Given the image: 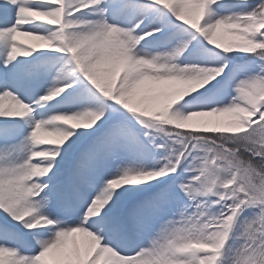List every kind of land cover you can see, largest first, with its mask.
Returning <instances> with one entry per match:
<instances>
[{"label": "snow or ice", "instance_id": "1", "mask_svg": "<svg viewBox=\"0 0 264 264\" xmlns=\"http://www.w3.org/2000/svg\"><path fill=\"white\" fill-rule=\"evenodd\" d=\"M0 264H264V0H0Z\"/></svg>", "mask_w": 264, "mask_h": 264}, {"label": "bare ground", "instance_id": "2", "mask_svg": "<svg viewBox=\"0 0 264 264\" xmlns=\"http://www.w3.org/2000/svg\"><path fill=\"white\" fill-rule=\"evenodd\" d=\"M225 39H228V38L226 37ZM17 40L20 43H22L23 45H32V46H35V47H38V48H41V49L46 47L44 42L38 41V40H34L31 37L18 36ZM210 119L219 120V121H222V122L226 123V122H228L231 119V117L228 114H224V115H220V116H217V117H211ZM48 139L49 140H53L54 138L53 137H49Z\"/></svg>", "mask_w": 264, "mask_h": 264}, {"label": "rangeland", "instance_id": "3", "mask_svg": "<svg viewBox=\"0 0 264 264\" xmlns=\"http://www.w3.org/2000/svg\"><path fill=\"white\" fill-rule=\"evenodd\" d=\"M5 103H6V105H7V103H9V100L6 99ZM54 139H55V138H54ZM38 147H46V146H39V145H38Z\"/></svg>", "mask_w": 264, "mask_h": 264}]
</instances>
